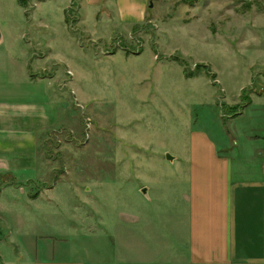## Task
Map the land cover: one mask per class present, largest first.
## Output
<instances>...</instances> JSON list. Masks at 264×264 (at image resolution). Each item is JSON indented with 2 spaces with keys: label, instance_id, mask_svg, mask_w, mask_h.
Returning <instances> with one entry per match:
<instances>
[{
  "label": "rangeland",
  "instance_id": "374dc122",
  "mask_svg": "<svg viewBox=\"0 0 264 264\" xmlns=\"http://www.w3.org/2000/svg\"><path fill=\"white\" fill-rule=\"evenodd\" d=\"M5 2L0 58L27 60L0 64V100L53 124L29 170L0 176V263L109 255L122 229L151 250L202 138L235 163L263 147L264 0H152L136 27Z\"/></svg>",
  "mask_w": 264,
  "mask_h": 264
},
{
  "label": "crops",
  "instance_id": "0c3cea01",
  "mask_svg": "<svg viewBox=\"0 0 264 264\" xmlns=\"http://www.w3.org/2000/svg\"><path fill=\"white\" fill-rule=\"evenodd\" d=\"M13 1L21 3V10L28 0ZM69 1L76 11H92L98 18L105 15L109 22L132 27L147 21L152 3V0ZM5 4V0H0V15ZM0 43L4 44L1 30ZM5 57L0 58L1 65L25 64L27 60ZM51 118L35 105L0 100V176L12 178V172L29 170L35 164L40 133L53 124ZM201 143L207 152L204 153L203 145L202 152L198 148L184 175L185 210L181 215L175 210L172 215L164 208L169 219L165 226L155 225L156 231L150 237L153 249L136 248L133 241L140 237L122 229L109 255L99 257L85 249V260L40 255L31 263L17 264H264V145H256L252 153L238 158L236 164L208 138H202ZM173 208L178 205L173 204ZM7 242L12 244L8 239Z\"/></svg>",
  "mask_w": 264,
  "mask_h": 264
},
{
  "label": "water",
  "instance_id": "95a60500",
  "mask_svg": "<svg viewBox=\"0 0 264 264\" xmlns=\"http://www.w3.org/2000/svg\"><path fill=\"white\" fill-rule=\"evenodd\" d=\"M153 5L151 3L150 8H152ZM168 160L173 161L174 158H172L170 155H167ZM143 193H146V190H143Z\"/></svg>",
  "mask_w": 264,
  "mask_h": 264
}]
</instances>
